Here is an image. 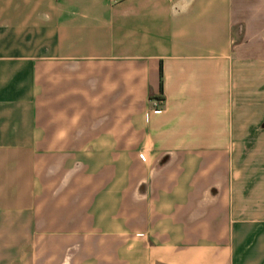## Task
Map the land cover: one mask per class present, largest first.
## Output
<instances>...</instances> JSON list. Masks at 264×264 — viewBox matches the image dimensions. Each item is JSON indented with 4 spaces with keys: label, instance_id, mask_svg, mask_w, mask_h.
Masks as SVG:
<instances>
[{
    "label": "crops",
    "instance_id": "obj_1",
    "mask_svg": "<svg viewBox=\"0 0 264 264\" xmlns=\"http://www.w3.org/2000/svg\"><path fill=\"white\" fill-rule=\"evenodd\" d=\"M263 35L264 0H0V264H264Z\"/></svg>",
    "mask_w": 264,
    "mask_h": 264
},
{
    "label": "rangeland",
    "instance_id": "obj_2",
    "mask_svg": "<svg viewBox=\"0 0 264 264\" xmlns=\"http://www.w3.org/2000/svg\"><path fill=\"white\" fill-rule=\"evenodd\" d=\"M238 34L236 33V37ZM263 40H264V35H263ZM264 134V130L259 129V135ZM253 143V141H252ZM258 145V157H259V162H258V169L259 170H264V136L262 140L257 141ZM251 145L248 143V148H247V153L250 151Z\"/></svg>",
    "mask_w": 264,
    "mask_h": 264
},
{
    "label": "built area",
    "instance_id": "obj_3",
    "mask_svg": "<svg viewBox=\"0 0 264 264\" xmlns=\"http://www.w3.org/2000/svg\"><path fill=\"white\" fill-rule=\"evenodd\" d=\"M160 103H154V107L158 108Z\"/></svg>",
    "mask_w": 264,
    "mask_h": 264
},
{
    "label": "trees",
    "instance_id": "obj_4",
    "mask_svg": "<svg viewBox=\"0 0 264 264\" xmlns=\"http://www.w3.org/2000/svg\"><path fill=\"white\" fill-rule=\"evenodd\" d=\"M160 76H161V78H162V73H160ZM161 88H162V83H161Z\"/></svg>",
    "mask_w": 264,
    "mask_h": 264
}]
</instances>
